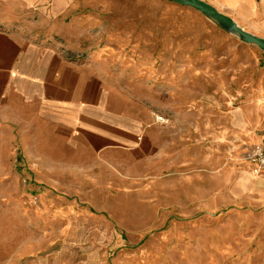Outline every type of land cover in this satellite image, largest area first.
<instances>
[{
	"label": "rangeland",
	"instance_id": "rangeland-1",
	"mask_svg": "<svg viewBox=\"0 0 264 264\" xmlns=\"http://www.w3.org/2000/svg\"><path fill=\"white\" fill-rule=\"evenodd\" d=\"M202 1L264 39V0ZM37 5L0 0V29L87 67L166 157L110 167L0 135V264H264V171L242 158L264 144L257 47L158 0H73L53 21Z\"/></svg>",
	"mask_w": 264,
	"mask_h": 264
},
{
	"label": "crops",
	"instance_id": "crops-1",
	"mask_svg": "<svg viewBox=\"0 0 264 264\" xmlns=\"http://www.w3.org/2000/svg\"><path fill=\"white\" fill-rule=\"evenodd\" d=\"M18 1L41 7L37 4L45 0ZM47 1L51 7L49 21L73 6V0ZM87 71V67H76L55 47L0 29V135H6L2 144H7L1 149L22 148L23 136L30 135L34 143H43L49 157L58 150L63 158L90 159L110 167L145 166L165 158L161 130L141 129L136 119L109 112L101 78L89 77ZM18 159L12 160L16 164Z\"/></svg>",
	"mask_w": 264,
	"mask_h": 264
},
{
	"label": "water",
	"instance_id": "water-1",
	"mask_svg": "<svg viewBox=\"0 0 264 264\" xmlns=\"http://www.w3.org/2000/svg\"><path fill=\"white\" fill-rule=\"evenodd\" d=\"M179 6L188 7L200 13L207 20L215 24L220 30L235 37L244 44L253 45L264 57V39L246 32L235 21L219 12L215 7L202 0H168Z\"/></svg>",
	"mask_w": 264,
	"mask_h": 264
},
{
	"label": "built area",
	"instance_id": "built-area-1",
	"mask_svg": "<svg viewBox=\"0 0 264 264\" xmlns=\"http://www.w3.org/2000/svg\"><path fill=\"white\" fill-rule=\"evenodd\" d=\"M159 120L161 119L159 118ZM242 158L245 163L250 165L253 173L260 174L264 171V144L257 143L246 147L242 152Z\"/></svg>",
	"mask_w": 264,
	"mask_h": 264
},
{
	"label": "bare ground",
	"instance_id": "bare-ground-1",
	"mask_svg": "<svg viewBox=\"0 0 264 264\" xmlns=\"http://www.w3.org/2000/svg\"><path fill=\"white\" fill-rule=\"evenodd\" d=\"M214 186V185H213ZM213 188V187H212ZM219 189V188H218ZM217 189V190H218ZM216 191V190H215ZM129 205V204H128ZM128 205L126 206V208L128 207ZM115 207V206H114ZM123 207H125V206H123ZM120 208V207H119ZM123 210H124V208H123ZM117 211L119 212V210L117 209ZM117 213V212H116ZM123 213V212H122ZM120 216V215H119ZM123 216V215H122ZM115 217V216H114ZM121 218V217H120ZM123 218H125L124 216H123Z\"/></svg>",
	"mask_w": 264,
	"mask_h": 264
}]
</instances>
